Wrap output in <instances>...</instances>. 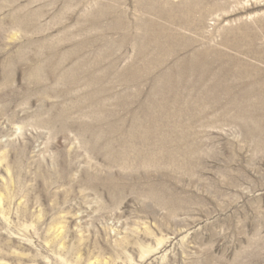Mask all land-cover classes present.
I'll use <instances>...</instances> for the list:
<instances>
[{
	"label": "rangeland",
	"instance_id": "1",
	"mask_svg": "<svg viewBox=\"0 0 264 264\" xmlns=\"http://www.w3.org/2000/svg\"><path fill=\"white\" fill-rule=\"evenodd\" d=\"M262 82L264 0H0V264H264Z\"/></svg>",
	"mask_w": 264,
	"mask_h": 264
},
{
	"label": "bare ground",
	"instance_id": "2",
	"mask_svg": "<svg viewBox=\"0 0 264 264\" xmlns=\"http://www.w3.org/2000/svg\"><path fill=\"white\" fill-rule=\"evenodd\" d=\"M231 33V32H230ZM228 36V35H227ZM169 41V40H168ZM169 43H170V41H169ZM152 44V43H151ZM174 44V43H173ZM158 45V44H157ZM181 46V45H180ZM202 51V50H201ZM260 51V50H259ZM194 53V52H193ZM193 55V54H192ZM200 56V55H199ZM206 56V55H205ZM243 56V55H242ZM254 58V57H253ZM205 59V58H204ZM204 59H202V61L201 60H199L198 62L196 61L195 63V67L196 66H198V65H200V67L199 68H201L202 66H203V64H206L207 62V59L206 60H204ZM250 59V58H249ZM194 60V59H193ZM214 60V59H213ZM218 60V59H217ZM188 61H189V59L187 60V62L186 63H188ZM201 61V62H200ZM193 62V61H192ZM192 62H190V63H192ZM214 62V61H213ZM189 64V63H188ZM184 65H185V62H184ZM215 65V64H214ZM216 65H219V63L218 64H216ZM221 65V64H220ZM181 66H182V64H181ZM192 66V65H191ZM191 66H190V68H191ZM210 67V66H209ZM224 67V66H223ZM180 68V67H179ZM187 68H189V67H187ZM225 68H227V67H225ZM42 69V68H41ZM192 69V68H191ZM190 69V70H191ZM205 69V68H204ZM212 69V68H211ZM241 69V68H240ZM197 70V69H196ZM201 70V69H200ZM226 70H228V74L229 75H231V76H233V77H236V78H238V80H240V79H246V81L247 80H250V81H254L255 80V82H261V79L260 80H256V78H254V77H252L251 78V76L249 77V76H244V77H242V75H244L245 74V72H243V70H244V67H243V70L238 74V71H235L233 68H227ZM246 70V69H245ZM173 71V70H172ZM199 71V70H198ZM187 72V71H186ZM191 72H192V70H191ZM210 72V71H209ZM243 72V74H241ZM246 72H248V71H246ZM174 74V73H173ZM190 74H193V72L192 73H190ZM206 75V74H205ZM239 75V76H238ZM191 76H194V75H191ZM201 76H202V74H201ZM34 77V76H33ZM248 78H251V79H248ZM193 79V78H192ZM245 81V82H246ZM263 81V80H262ZM248 82V81H247ZM197 83V82H196ZM249 83V82H248ZM253 83V82H252ZM256 83V84H257ZM262 83H264V82H262ZM230 84V83H229ZM238 84V83H237ZM245 84V83H244ZM261 84V83H260ZM255 85V84H254ZM254 85H251V86H254ZM258 86L257 87H259V84H257ZM231 87V86H230ZM255 87V86H254ZM257 87H255V88H257ZM263 87V86H262ZM223 88V87H222ZM232 88V87H231ZM243 89V88H242ZM256 90V89H255ZM242 91V90H241ZM253 91V90H252ZM250 93V92H249ZM246 96V95H245ZM242 97V96H241ZM244 102V101H243ZM247 103V102H246ZM261 103V102H260ZM253 115V114H252ZM244 118V117H243ZM161 119V118H160ZM239 119V118H238ZM250 119V118H249ZM254 119V118H253ZM252 120V119H251ZM256 123H258V122H256ZM264 123V122H263ZM247 129V128H246ZM259 129H261V128H259ZM188 131V130H187ZM258 131V130H257ZM259 131H261V130H259ZM164 133V132H163ZM156 138H157V136H156ZM190 138H192V137H190ZM171 146V145H170ZM162 149V148H161ZM169 149V148H168ZM184 149V148H183ZM198 150V149H197ZM194 151V150H193ZM164 153V152H163ZM169 156V155H168ZM165 158V157H164ZM187 160V159H186ZM185 166V165H184ZM191 166V165H190ZM191 170V169H190ZM176 178V177H175Z\"/></svg>",
	"mask_w": 264,
	"mask_h": 264
}]
</instances>
